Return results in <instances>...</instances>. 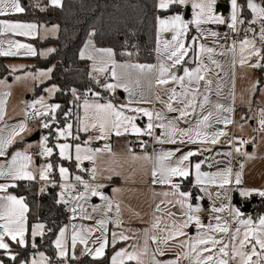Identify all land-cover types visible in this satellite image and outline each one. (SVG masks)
<instances>
[{"label": "snow or ice", "instance_id": "1", "mask_svg": "<svg viewBox=\"0 0 264 264\" xmlns=\"http://www.w3.org/2000/svg\"><path fill=\"white\" fill-rule=\"evenodd\" d=\"M191 2V8L194 10V19L190 22H185L184 18L180 14L170 15L166 19H158L159 33L170 32L172 33L171 40L163 41V50L160 47V40H157L156 52L160 57L157 65H143V64H123L118 65L111 58L113 56L112 49H100L94 48L93 51L98 53V56L88 55V59L94 61L93 71L104 73L108 71L107 65L111 63V76L117 82L115 84L108 83L104 87L108 90H114L117 87H123L125 91L129 92L130 98L135 95L133 90L129 88L128 83L124 81L126 79H132V73L127 71H121L118 73L117 68L121 70L134 69L137 73L135 77V84L137 87L141 85L142 79H147L149 89L155 84L157 87H163L170 83L175 86L171 88H165L164 92L168 99L163 100L159 95L156 96L157 101L162 103L167 113H178L177 116L169 118L164 111L160 110H149L140 107H130L132 103H140L141 101L129 100V104L126 105H114L111 102L106 104L92 103L90 104L87 100L84 101V119L82 121L83 131L89 129H98L99 135L96 139H107L112 134L121 136L126 133H132L137 136L153 134L155 128L163 129L161 136L154 137L155 141L159 144H217L219 137L224 136L227 133L223 131H217L209 133L206 131L207 128L211 127L209 123L210 118L213 116L212 111H208L207 115H202V118L190 121L189 116H193L197 108L201 110V113L205 110V105L209 104V97L201 93L200 82H204V90L207 92L212 81L207 79V73L210 69L205 63V58L212 64L220 67L219 63L213 58L215 50L204 44H199L197 47L198 38L193 37L191 44L186 46V37L188 34L189 24H194L197 31L204 34L201 28L204 24L225 23L224 19L215 14V5L217 0H159L158 8L161 10H167L171 6H183ZM231 2V23L228 25L233 32H237V24H243L244 20L239 18L240 5L237 0H230ZM51 4L54 7L61 6V0H51ZM247 7L253 13L254 18L251 23L255 24L257 19L261 21L259 40L264 44V7L254 3L253 0H247ZM25 8L21 5V0H0V17L11 16L15 14L24 13ZM37 30L35 23H24L19 21H6L0 20V33H12L18 36L34 37ZM212 36L218 34L213 32ZM89 40V45H91ZM10 45H14L16 51L0 50V56H16L21 55L20 49H23V55L35 56L37 55L36 49L30 44L20 43L16 41H9ZM86 48L88 45L85 46ZM52 51V50H50ZM229 51L235 55L237 51V41H233ZM240 51V64L244 65L251 57L258 58L257 63L252 64L251 67L258 68L262 65L259 63L260 60H264V48H258L256 46L255 39H250L247 36L239 41ZM192 53V57H189V53ZM247 52V54H245ZM221 55L224 53L221 52ZM81 59L85 58V53H80ZM186 57L193 60L196 64L195 67H183V75H177L173 69L179 70V66L186 64L188 60ZM107 58V59H106ZM99 63V67H97ZM51 72H40V76H46ZM95 79V77H93ZM99 83V81H97ZM180 91H177V87ZM51 93L59 91L58 88L53 87L48 90ZM75 95V91H73ZM141 100L143 99V92L140 93ZM202 96V100L198 101V97ZM79 99V97H77ZM150 102V101H149ZM43 107L44 101L41 98L36 101ZM178 104L180 107H174L173 105ZM4 105L5 101L0 100V121L4 118ZM35 107V105H31ZM60 108L59 104H53L47 106V111L37 112V117L41 115H48V112L55 113ZM216 115L218 117L217 122H222L225 125L232 123L228 117L220 118L221 112L231 113L233 109L231 107H225L222 104L216 103L214 105ZM125 109L132 113L142 114L147 117L148 123L146 128L142 129L138 127L134 121L137 119L136 115H126ZM261 116L264 117V111H261ZM55 120V116L51 117ZM183 121L189 124L188 128H180L179 123ZM261 129L264 130V119L260 121ZM43 128H49L48 122L42 123ZM72 124H68L67 127L58 132V139L72 137L74 140H78V136H72ZM25 131V125L20 124L16 128H12L7 135H4V130L0 129V157L6 155V149L14 142L15 138ZM48 136L43 137V143L41 144V156H51L53 149L47 145ZM91 143V138L85 141V145ZM143 143V142H142ZM56 147L59 149V155L62 159H70L69 149L71 145L68 143L57 144ZM210 149H202V151H209ZM106 151L112 154V147L110 144H105L103 149L97 148L92 149L90 147H81L79 144L75 145V160L77 165L82 164L85 160L92 161L95 163V159L99 153ZM131 151V149H129ZM181 149L161 151L156 153L154 156L144 155L143 157L133 155L134 160L144 159L152 160L153 168L151 170V183L162 186H170L171 191H163L161 193H154V195L163 196L165 199L159 201L154 205L153 212V223L151 229L144 230V245L145 253L147 251V245L149 239L154 244L164 243L167 244L171 240H178L180 237H187V239L179 241V247L186 249L182 253L177 255V258L168 264H180L181 256L184 260H188L189 264H262L264 262V216L259 217L258 224H255L251 217L247 219H241L242 213L238 209H231L233 214V220L236 224L244 227V231L241 233V227H236L230 236L231 244L226 243L223 236H227L230 232L229 222L222 219L221 216H213L215 223L205 224L200 219L199 213L201 208L199 206H193L190 202L192 193L187 191H181L180 184L174 182V178L182 177L188 178L191 175L190 164L187 163L190 157L197 155V152L188 151L185 154L176 156L177 152ZM237 153L240 152L239 148H236ZM226 155H231L227 153ZM176 157L175 159H173ZM32 163V157L26 152L17 151L11 157V162L5 166L0 164V178H7L11 181L19 180H34V174L29 170V166ZM203 162L195 163V185L200 186V191H206L204 185H215L221 189H225V198H227L226 186L232 183V169L231 167L226 168L224 171L216 173H207L201 171V164ZM243 169V165H240ZM53 169V164L48 163L39 169V176L41 180H47L49 174ZM92 179L96 178V169L93 168ZM60 177L64 180L68 179V169L65 167L59 168ZM242 173L237 172L235 174V184L240 185ZM111 179V177H108ZM76 181L83 184L84 193L73 197L77 202L87 201L89 195L99 196L101 200L106 202V207L110 212L113 207V202L109 200L103 192L98 189L104 187L103 185H92L90 183L81 180V177L77 175ZM14 183L0 184V193H7L9 187H15ZM61 187H71L61 185ZM119 191V190H116ZM252 191L255 190H242L240 191L241 196H250ZM258 194L264 197V191H259ZM217 198L220 197L221 193H216ZM171 197V198H169ZM63 201V194L61 196ZM164 206L162 208L161 206ZM168 205L179 208L180 217L177 218V213L172 212ZM79 206V205H78ZM80 211L84 213L85 219H93L92 216L84 212L82 206ZM28 211L27 205L23 198H17L15 195L7 194L0 195V249L9 250V244L5 242V237L9 238L13 242H18L21 246L25 245V234L27 231L26 227V213ZM77 207L72 208V212L76 213ZM97 211L94 207L93 212ZM119 205H116L117 216L119 215ZM225 211V207L219 208L214 207L213 213H222ZM164 212L169 218V222L165 224L163 228L160 227L162 217L156 215V213ZM119 227L121 221L117 219L115 222ZM107 219H100L96 222V229L93 228H81L77 230L76 225H73V232L71 235V248L74 251L77 242L85 245V250L91 253L93 250L88 248V238L86 235L81 233H87L91 235L95 230H101V237L97 238L94 243H99V247L94 250V257H101L104 255L105 247L108 244L105 238L107 231ZM195 226L197 234L194 237L188 236L185 231L189 227ZM44 224L38 223L34 226L31 231V236H43ZM67 229H61L59 238L55 241L58 254L61 258L68 255L67 247L65 244V235ZM162 233L158 235L157 232ZM151 233V235H150ZM214 234H223L220 238ZM113 244L117 238L121 241H127L130 239L129 236L123 233L112 232ZM35 247V244L32 245ZM259 247L260 251H257ZM247 249V250H246ZM157 251L163 255V250L157 248ZM142 253L136 251L128 252L127 249H121L117 251L111 258V264H126V261H135L136 264H143V261L139 258ZM40 261L33 260L32 264H46L48 260L43 253L40 254ZM253 257H256L254 260ZM12 260L16 259L15 255L10 257ZM153 264H160V262L153 259Z\"/></svg>", "mask_w": 264, "mask_h": 264}, {"label": "crops", "instance_id": "2", "mask_svg": "<svg viewBox=\"0 0 264 264\" xmlns=\"http://www.w3.org/2000/svg\"><path fill=\"white\" fill-rule=\"evenodd\" d=\"M36 1L38 0H35V2ZM261 4L264 7V0L262 1ZM39 6L41 7V9L47 8L48 6H52L51 0H40ZM156 9L157 11H159L157 8V1H156ZM230 9H231V5L228 2L217 4V11H220L223 15H227L230 12ZM178 12H180V10L173 12V13H169L168 15H174V14H177ZM159 16L160 15H157L155 19L154 56H153L152 63L117 62L115 60V54L113 50H112L113 56L111 59L115 61V63L118 65H123V64L157 65L160 60V57L158 56L156 52L157 40L159 38V34H158ZM250 16L251 14L249 12L248 20L250 19ZM7 17L8 16L0 17V20L17 21V20L9 19ZM187 17H190L189 13H187L186 18ZM19 22L35 23V22H25V21H19ZM35 24L37 25V30H36L34 37L18 36L12 33H0V50H9L11 48L12 51H16L14 45L9 44V41H16L20 43L30 44L33 48L36 49V52H37V55L35 56H27V55H23L24 50L20 49L19 51L21 52V55L0 56V58L3 59V63L6 69L9 71V73H12L11 78H6V77L0 78V100L5 101L4 118L2 121H0V129L4 130V133H3L4 135H7V133L12 128H16L20 124H24L25 129L29 127L26 121V115L28 112L26 113L24 111H16L15 110L16 100H11V98L12 97L17 98L19 95L23 96L24 94L30 92L32 87L34 88V95H35V90H36V87L38 86L37 78H36V72L38 69H34L35 58L36 57L46 58L53 51L52 50L49 54H47L48 50H46V48L49 45H40L36 47L33 43V41L42 42V41H45L46 39H51V37L54 38L55 36L54 34H52V30H51L53 25L47 24V23H35ZM229 24L230 23H227L225 27H216V28L201 27L204 32L203 35H201V33L197 31V29H191L188 32L187 37H186V46L191 44L193 37H197L198 38L197 47L199 44H204L208 47L213 48L215 50L213 54V58L220 65V67H217L216 65L212 64L210 61H208L205 58V63L207 64V67L210 69V71H208L207 73V79L211 80L212 83L209 86V90L207 92H205L204 90L203 81L200 82L199 87H200L201 93L208 95L210 103L205 105V110L202 113H201V110L197 108L196 113L193 116H189L188 119L190 121H195L196 119L202 118V115H207L208 111H212L213 116L210 118V121H209V123L211 124V127L207 128L206 131L209 133L223 131L227 134L224 136H220L219 142L214 145L211 143H207V144H200V143L159 144L155 141L154 137L162 135L163 129L161 128H155L151 136L149 135L137 136L133 134L131 135L133 138L132 141L128 140L124 143L122 142L113 143V139H112L113 134H112L111 139L109 141V144L112 147V154L108 153L107 160L105 162V170L100 172V176L102 178L99 181H94V180L89 179L88 177L89 165L88 164L85 165L86 167L85 172L81 173L78 169H76L75 164L71 162L74 164V170L70 172L74 173L72 175L74 178L77 175H79L82 181L90 183L92 185H98V184L99 185H109L108 188L105 189V193H107V197L109 198V200L113 202V207H112V210L109 212L106 207V202L104 200L101 201L100 199H97L95 196H91V195H89L87 201H79V202L75 201L73 199V197H75L74 192L79 185L83 187V184L77 182L76 179L70 181V183H72L75 187L70 195L69 204H68L69 206L67 207L63 203L66 206L67 211H68V219L60 228V230L67 229L65 236L67 237L68 255L64 259L61 260L63 264H75V263H72L71 261H74L76 258H80L83 256H87L95 260H101L107 255V253H108V256H107L106 262H103L101 264H111L112 256L115 255V253L117 251H120L121 249H127L128 252L136 251L137 253H142L139 258L143 261V264H153V259L160 262V264H168V262L175 260L178 254L186 250V249H182L179 247V241L187 239V237H180L178 240H171L167 244L160 243L159 245L154 244L151 241V239H149L148 245H147V251L145 253L144 230L151 229V225L153 223L154 205L156 203H159L160 200L165 199L163 196L154 195V193H161L163 191H171V189H170V186H162L158 184L154 185L151 183V170L153 168L152 160H144V159L134 160L132 157L133 155L139 156V157H143L144 155L154 156L156 153H159L161 151L175 150L177 148L181 149L180 152L176 153L177 157H179L182 154L187 153L188 151L197 152L198 154L190 157L189 162H187L191 166L190 167L191 175H189V177L186 179L182 177L174 178V182L180 184L181 191H187V190H184L182 187L185 186L187 181H189L191 186L195 187L197 193L200 190V186L195 185V168H194L195 163L203 162L201 164V171L207 172V173H216L218 171L222 172L228 167L232 168L233 163H234L233 158L235 156V149L240 148L241 144H244V141H242L243 139L239 138L240 136L236 135V130H238L239 128H243L241 125L247 122H249L250 125H253L255 115L257 114L258 116L260 110H262L263 109L262 107H264V78L262 74L264 71V60H260V63L262 66L255 70L257 72L258 89L256 90V92H254V86H255L254 77L252 78L251 83L250 82L246 83L245 81L244 68H248V62H246L244 65L239 64L240 63V53L236 51L235 55H233V53L229 51L231 44L223 45L220 42V37L222 36L224 29ZM56 31L58 32V29ZM213 32L217 33L218 35L212 36L211 33ZM164 36H166V38L171 40L172 33L165 32L164 34H162V37ZM249 38L255 39V36L254 37L250 36ZM89 40H91L92 42L91 45H89ZM86 45H88L87 48L85 47ZM93 47L98 48L95 46L93 40L91 38H88L83 43V45L81 46L79 50L80 59H81L80 53L81 52L85 53V58H83L82 60L86 61L88 73L92 78L95 77L94 80L98 87L97 92H94V93L85 92L86 94H88V97L85 100H87L90 97L97 98V97H94V95L98 94L101 100L100 104H106V103L111 102L114 105L120 106V105L129 104V100L131 99L132 101H141V102L132 103L130 107L146 108L152 111H155V110L164 111L165 114L169 118H173L178 115V113H167L164 105L160 103L159 101H157L156 99V96L159 95L163 100H167L168 97L167 95H165L164 89L171 88L175 85L170 83L163 87H157L155 84H153L151 89H149L147 79H142L141 85L137 87L134 82L137 73L134 69L121 70L117 68L116 71L118 73H120L121 71H127V72L132 73V79L130 80L126 79L124 82L128 83L129 88L133 90L135 95H133L130 98L129 92L125 91L123 87H117L114 89V90H117V89L121 90L123 92L122 97H114L109 92H106L108 90L102 88L96 82V77H97L96 75L99 72L93 71L94 61L92 59L87 58L89 54L93 56L99 55L98 53H95L93 51ZM160 47H161V50H163V44L160 43ZM100 49H109V48H100ZM221 52H223L224 54L221 55L220 54ZM262 55H264V52H262ZM189 57H192L191 52L189 53ZM252 59L253 61H255L256 57H252ZM186 60H188V62L186 64L179 66V70L173 69V71L176 72L177 75H183V72H182L183 67L193 68L196 66L193 60L189 59L188 57H186ZM96 66L99 67L100 66L99 63H97ZM107 67H108V71L104 73H100V74H106V73L107 75L109 74L111 77V80H110L111 83L115 84L117 81L113 79L111 76V67H112L111 63H109ZM20 72L22 73L35 72L34 73L35 77L33 78V75H31V77L30 76L25 77L22 85L19 82L15 83L13 79V75L15 73H20ZM15 86L19 89V93H16L15 90L11 91V89L14 88ZM176 87H177V91H180L179 87L178 86ZM141 92H143L142 100L140 96ZM199 100H202V96L198 97V101ZM77 101L79 102V104L84 103V101L80 102L78 99ZM94 103H98V102H94ZM216 103L222 104L225 107H231L233 109L231 113H227V112L220 113V118L228 117L231 119L232 123L225 125L222 122V119H221V122L219 123L217 122L218 117L215 114L216 110L214 108V105ZM173 106L180 107V105L175 104V103ZM79 108H80V105H79ZM81 113L82 111L80 108V116H81ZM125 114L126 115L130 114V116L136 115L137 119L134 121V123L142 129L146 128L147 123H148L147 117H144L142 114H137V113H132L130 111H127V109H125ZM80 118H79V121H80ZM43 119L47 120V117H44ZM261 119L263 118L259 116V121H261ZM179 127L188 128L189 124L181 121L179 123ZM46 129L42 130L41 133L46 134L44 133ZM93 131H95L98 134L97 130H93ZM27 138L28 137L25 134V131H23L19 136H17L14 142L6 149V155L4 157H0V164L7 166L11 162L12 155H14L17 151L26 152L28 155L32 157V152L33 153H36V152L35 150L30 152L29 148L26 147ZM236 140H238L239 143H236ZM132 142H135V144ZM97 145L98 144H96V146ZM248 148L251 149L250 147ZM129 149H131V151H129ZM202 149H210V150L202 151ZM227 153H231V155H226ZM175 158L176 157H174L173 159ZM29 170L34 174L35 176L34 180L11 181L7 178H0V184L14 183L17 186V184L21 181L42 183V182H39L36 174L34 173L32 163L29 166ZM51 174H50V181L44 182V183L54 182L53 177H51ZM109 176L111 177V179L108 178ZM59 181L60 180L58 178V182H57L58 184H59ZM15 187H9L7 190V193H0V195H7V194L15 195L13 192H11V189ZM204 187L215 189L218 186L204 185ZM116 190H119V191H116ZM83 193H84V187H83ZM233 193L234 191H232V196H233ZM57 194H58V191H57ZM138 194H140L141 196ZM15 196L17 198H22L17 195ZM142 196H144V199ZM142 199L144 200V205H141ZM57 200H58V196H57ZM190 202L192 203L194 207L198 206L197 195H196L194 202L192 200H190ZM208 203L209 202H205L204 204L207 205ZM117 204L119 205V209H120L118 216L116 212ZM78 205L82 206L84 209V212L92 216L93 219L91 220L85 219L84 213L80 211V207ZM244 205H247V204L243 203L241 204V207L243 208ZM73 207H77L76 213L72 212ZM94 207L97 209V211L95 212H93ZM161 207L164 208L163 205ZM168 208H170L172 212L177 213V218L180 217L178 206L172 207L171 205H168ZM250 209H251V206H249V211ZM249 211L247 213H249ZM156 215H159L162 217L160 227L163 228L165 224L169 222V218L166 216L164 212L156 213ZM100 219H107L108 221L107 231L105 233V238L107 239L108 244L105 247L104 255L101 257H94V250L96 247H99V243H94V241H97V238L101 237V230H95L91 235H88L87 233H81L82 235L87 236L88 238L87 247L93 250L91 253L87 252L85 250V245L79 242H77L75 250L73 251L71 248V235L73 232L72 226L76 225L77 230H79L81 226L83 228L96 229V222ZM117 219L121 221L119 227H117L116 224L114 223ZM36 224L38 223L32 224L29 228L27 225V217H26L27 231L25 234V245L28 242L30 243V245H33L35 239L40 237L39 235L34 238L31 236V231ZM60 230L58 231L56 235L57 237L60 234ZM185 231L188 233V236L190 237L196 236L197 234V229L195 228V226L189 227ZM112 232L123 233L129 236L130 239H128L127 241H121L119 240V238H117L116 242L113 244L112 235H111ZM157 234L162 235V233H159V231L157 232ZM56 236L54 238L53 244H55V241L57 239ZM5 242L9 244V250L6 252L5 250L0 249V256L10 258L12 255H15V253L12 250L13 247L11 246V243H18V242H13L7 237H5ZM53 246L55 248V245ZM157 248H160L161 250H163L164 254L161 255L157 251ZM55 252H56V248H55ZM32 262L33 261H30L29 259L27 262H20L19 264H32ZM0 264H2L1 261H0ZM126 264H136V262L126 261ZM180 264H189V261L184 260L183 257L181 256ZM262 264H264V262H262Z\"/></svg>", "mask_w": 264, "mask_h": 264}, {"label": "trees", "instance_id": "3", "mask_svg": "<svg viewBox=\"0 0 264 264\" xmlns=\"http://www.w3.org/2000/svg\"><path fill=\"white\" fill-rule=\"evenodd\" d=\"M240 5L239 16L248 23L249 11L245 0H237ZM24 13L7 18L35 23L56 25L58 32L55 38L42 42L33 41L36 47L51 45L53 51L46 58H35L34 69L52 67L50 78L36 87L35 95L43 92L47 85H56L53 100L60 103L55 113L58 126L71 122L75 131L80 108L77 97L82 93L98 91L95 80L89 75L86 61L79 58L83 43L91 38L98 48H109L114 51L117 62L152 63L154 56L155 19L160 15L156 9V0H62L61 6L41 9L35 0H21ZM179 7L172 6L164 14L173 13ZM10 77L3 59L0 58V78ZM75 91V95L73 94ZM49 130L46 129L44 133ZM53 159L52 183L19 182L11 189L15 195L22 197L27 205V225L44 224L43 236L36 238L35 247L28 242L25 246L11 243L16 259L0 256L2 264H19L27 262L38 252H43L48 262L56 261L53 241L61 226L68 219V211L63 203L57 200L58 177ZM70 171L74 170L71 162L60 161ZM192 193L194 202L197 191L187 181L182 187ZM260 209V207H258ZM261 210V209H260ZM262 211V210H261ZM107 255L101 260L87 256L71 261L75 264H101L106 262Z\"/></svg>", "mask_w": 264, "mask_h": 264}, {"label": "rangeland", "instance_id": "4", "mask_svg": "<svg viewBox=\"0 0 264 264\" xmlns=\"http://www.w3.org/2000/svg\"><path fill=\"white\" fill-rule=\"evenodd\" d=\"M156 1H157V8H158L159 0H156ZM262 1L263 0H253L254 3H257L260 6H262V4H261ZM225 2H228L231 5L230 0H217V3L215 5V14L221 16L224 19L225 23H223V24L210 23V24H204L201 27H205V28L225 27L227 25V23H231V9L227 15H223L220 11H217V4L225 3ZM35 4H37L36 5L37 7L41 8L39 6L40 0L36 1ZM245 4L247 7V0H245ZM173 6L179 7L180 12H178L177 14H180L184 18L185 22H190L194 19V10L191 8V2L189 4L183 5V6H176V5H173ZM169 9L161 10L158 8L160 13H162V14H160L158 19L168 18L170 15L164 14V12L168 11ZM248 10L251 14L250 19L248 20L249 26L252 27L251 36H253V37L255 36V40L257 39L256 40L257 47L263 48L264 44H262L259 40L261 21L259 19H257V22L255 24L251 23L254 16H253V13L251 12V10L250 9H248ZM187 13L190 14V17L186 18ZM191 29H196V27L194 24L190 23L188 32ZM51 30H52V34H54V36L56 37L57 36V31H56L57 26L53 25ZM158 34H159V40H160L161 44H163L164 40H169L168 38H166V36L162 37V34H164V33H159V24H158ZM237 44H238L237 45V51H238V53H240L239 42ZM46 50H48L47 54H49L51 52L50 50H53V47L49 45L46 48ZM245 54H247V52ZM257 61H258V58H256L255 61H253V59L251 57L247 61L248 62V68H244L246 83H249V82L251 83V80L254 77V82H255L254 92H256V90L258 89L257 72L255 70L258 69L259 67L253 68V67H251V65L257 63ZM259 63H260V61H259ZM49 69L52 70V67L37 70L36 78H37V85L38 86H39V84L45 83L50 78L51 72L46 76H40L39 73L40 72H48ZM34 73L35 72L15 73L13 75L14 82L15 83L19 82L22 85L25 77H27V76L31 77V75H33V78H34L35 77ZM262 74H263V78H264V71ZM11 75H12V73H10L9 78H11ZM96 76H97L96 82L99 81V83H98L99 86H101L104 89H106L104 87V85L111 83V81H110L111 77L109 74L107 75V73L106 74L98 73ZM6 81H8V80H6ZM53 87L58 88L56 85H47L43 88V92L41 94L34 95V88L32 87L30 92L24 94L23 96L19 95L17 98L12 97L11 100H16L15 110L16 111H24L27 113L30 109L33 108V107H31V105H35L34 108L37 109L38 112H43V111H47L48 105L59 104L58 102L53 101V97H54L55 92L51 93L48 91L49 89H52ZM14 90L16 93H19V89L16 86L11 89V91H14ZM106 90H108V89H106ZM106 92H109L114 97H120V94L123 93L121 90H118V89L113 90V91L108 90ZM94 97H97V98L90 97L87 99V101L90 104H92L94 102H98V103L101 102L98 94L94 95ZM41 98L43 99L44 105H45V107H43V108L40 104L36 103V101L40 100ZM83 104L84 103L79 104L81 111H82L81 116H80L81 117L80 121L78 122V125H77L75 131L73 129H71L72 136H78L79 137L78 140H74L72 137H68L67 139H64V138L58 139L57 138L58 132L60 130L65 129L68 124H71V122H67L63 126H58L57 122H56V118H55V120L51 119V117L53 115L55 116V113H51L50 111L48 112V115H41L40 116L41 118L47 117V120L46 119L45 120L50 124V127L47 128L49 130H47L45 132L46 134L39 133V136L36 140L30 141L33 134L30 132L29 127H27L25 129V134L28 137L26 140V147L29 148L30 152L33 151L34 148L38 149V151L36 153L32 152V165H33L34 173L36 174L39 182L44 183V182L50 181V174L53 172L54 167H53L51 173L49 174V177L47 180H41L40 179L39 169L48 163L53 164V159L56 158L54 166H56L55 171H56L57 176L60 180L59 184H58V194H57L58 201L61 203H64L67 207L69 206L68 204H69L70 195H71V193L75 187L72 183H70V181L75 180V178L72 176L74 173L70 172V170L67 168V166L60 163V161L73 162L75 164L76 169H78L81 173L85 172V170H86L85 165L88 164L89 165V167H88L89 179L94 180V181H99L102 178L100 176V172L105 170V162L107 160L108 152L102 151L101 153H99L95 159V163H93L92 161L85 160L82 164L77 165V162L75 160V145L79 144L81 147L87 146V147H90L92 149H97V148L103 149L104 145L109 144V141L111 139V136H109L107 139H96V137L99 135V132L97 134L93 130L98 131V129H89L88 131L82 130V128H83L82 121L84 119V114H85ZM262 108L263 109L260 110L259 115L258 116H257V114L255 115L253 125H250L249 122H247V123L241 125L243 128H239L238 130H236V135L240 136L239 138L243 139L242 141H244V144H241V146L239 148L240 149L239 153H237L235 151V156L233 158L234 163H233V166L231 168L232 169V177H231L232 183L230 185L226 186L227 198H225V189H221L219 187H217L215 189L206 187V191L202 192L199 190V192L197 193L198 206L201 208V212L199 213V216H200V219L202 220V222H204L205 224L215 223V221L213 220V216H215V215H219L222 217V219L227 220L229 222L230 232L227 236H223V234H214V235H217L218 238L223 236L224 241L226 243H229V244H231L230 236L236 227H241V233L245 230L243 226L238 225L234 222L231 209H233V208L238 209L242 213V215L240 217L241 219H247V218L251 217L255 224H258L259 217L264 216V197H262L258 194L259 191H264V130L261 129V124L259 121V116H261V111H264V107H262ZM128 115H130V114H128ZM262 118L264 119V117H262ZM131 135H133V134L130 132L126 133L124 135H121V136H116L115 134H113V136H112L113 143H116V142L117 143H119V142L124 143L128 140L132 141L133 138ZM44 136H48L47 145H48V147H51L53 149V154L51 156H41L40 155L41 144L43 143V137ZM90 138H91V143L85 145V141H88ZM51 139H52V141H51ZM62 143H68L69 145H71V147L69 149V154L71 156L70 159H62L60 157L59 149L56 147V145L62 144ZM236 143H239V141L236 140ZM96 144H98V145L96 146ZM248 147H250L251 149H249ZM241 164L243 165V169H241V167H240ZM60 167H65L68 169V179L67 180H64L60 177V174H59V168ZM93 168H97L95 179H92ZM237 172L242 173V176H241L242 182L240 185L235 184V174ZM61 185H65V186L70 185L71 187H61ZM103 186L104 187L98 189V191L103 192V194L105 196H107V193H105V189L108 188L109 185H103ZM242 190H255V191H252V194L250 196H241L240 191H242ZM232 191H234L233 196H232ZM217 192L221 193L219 198H217V195H216ZM62 194H63V201L61 199ZM138 195H140V194H138ZM95 197L97 199H100L99 196H95ZM142 197L144 199V196H142ZM143 199H142L141 205H144ZM205 202H209V203L206 205V204H204ZM243 203H246L247 205L251 206L249 213H245L243 211V208L241 207V204H243ZM221 206L225 207L224 212H222V213H213L212 212V209L214 207L219 208ZM258 207H260V209L262 211ZM59 235H58V237L56 236L57 239L59 238ZM65 244L67 247V237L66 236H65ZM53 245H55V248H56V244H53ZM257 251L258 252L260 251L259 247H257ZM13 252H14V250H13ZM41 253H43V252L36 253L33 257L30 258V261H33V260L40 261V258H41L40 254ZM44 256L46 257L45 254H44ZM55 256H56V261L53 264H63L61 260L64 259L65 257L61 258L59 256L57 248H56ZM253 258L256 259V257H253ZM48 261L49 260H47L46 263L50 264V262H48Z\"/></svg>", "mask_w": 264, "mask_h": 264}, {"label": "built area", "instance_id": "5", "mask_svg": "<svg viewBox=\"0 0 264 264\" xmlns=\"http://www.w3.org/2000/svg\"><path fill=\"white\" fill-rule=\"evenodd\" d=\"M237 32H233L232 29L227 26L224 29V32L222 34V36L220 37V42L223 45H229L232 44V42L235 40L237 41V43L242 40L243 38H245V36H247L248 38L251 36V30L252 27L249 26V24H237ZM88 97V94L86 93H82L81 95H79V101L83 102L85 101V99ZM37 112L38 110L35 108H32L28 111L27 115H26V121L27 124L29 126V129L31 131L32 134L35 133H41L42 130L46 129L42 127V123L47 122L45 121L43 118H41L40 116L37 117ZM262 120V119H261ZM135 144V142H132ZM35 152L38 151L37 148L34 149ZM83 194V187H81L80 185L77 187V189L74 192L75 196H79Z\"/></svg>", "mask_w": 264, "mask_h": 264}, {"label": "water", "instance_id": "6", "mask_svg": "<svg viewBox=\"0 0 264 264\" xmlns=\"http://www.w3.org/2000/svg\"><path fill=\"white\" fill-rule=\"evenodd\" d=\"M120 97H122V94H120ZM38 133H35L32 137H31V139H30V141H33V140H36L37 138H38ZM243 211L244 212H248L249 211V205H244L243 206Z\"/></svg>", "mask_w": 264, "mask_h": 264}]
</instances>
